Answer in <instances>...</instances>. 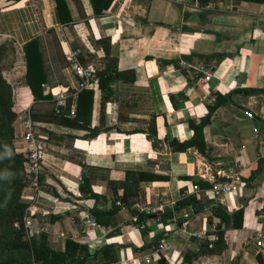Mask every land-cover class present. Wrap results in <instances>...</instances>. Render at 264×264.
I'll return each instance as SVG.
<instances>
[{
  "label": "crops",
  "instance_id": "0c3cea01",
  "mask_svg": "<svg viewBox=\"0 0 264 264\" xmlns=\"http://www.w3.org/2000/svg\"><path fill=\"white\" fill-rule=\"evenodd\" d=\"M101 38L110 39L118 71L133 72L134 81L110 84L104 105L99 83L90 90L91 135L31 117L45 144L38 188L24 193L33 231L61 250L70 240L98 252L84 264H104L106 253L116 259L107 264H187L220 230L225 248L191 264H264V239L257 245L264 233V0H0V45L15 54L3 77L9 84L22 79L13 92L34 112L63 107L54 94L75 90L67 51L82 52L96 75L106 68L94 43ZM33 39L41 45L48 101L35 102L24 80L23 46ZM199 67L210 72L207 82ZM218 95L230 96L211 111ZM206 117L204 153L169 149L171 140L192 138L189 121ZM83 179L95 198L82 195ZM214 183L231 189L214 198ZM188 196L202 211L177 204ZM158 205L162 212L154 211ZM216 207L238 214L221 222Z\"/></svg>",
  "mask_w": 264,
  "mask_h": 264
},
{
  "label": "trees",
  "instance_id": "16d2710c",
  "mask_svg": "<svg viewBox=\"0 0 264 264\" xmlns=\"http://www.w3.org/2000/svg\"><path fill=\"white\" fill-rule=\"evenodd\" d=\"M95 11H98V9L95 8ZM53 41L56 43V45H59L55 34H53ZM94 43L103 50L105 58L108 59L106 68L97 74L99 76L98 83L103 94L104 105L105 101L110 99L107 97L112 94V92H110V84L116 80L134 81V73L131 71H118L116 60L110 57L111 44L109 38H101L95 40ZM5 53V45L1 44L0 62L2 61ZM23 56L25 62L24 80L26 86L30 90L31 95L33 96V100L35 102L48 101L51 99V96L44 93L43 85L45 84L46 79L43 68L41 45L38 39H33L23 46ZM186 58L187 57H183V59ZM200 58L203 59L204 57ZM79 61L84 65L86 63L85 55L80 53ZM174 64H176V62ZM128 74H131L132 78L127 79L126 76ZM10 92L11 87L2 76L0 67V129L4 131L6 127L11 133L13 123L15 121V114L12 110ZM243 92L251 93L258 91L244 90ZM229 96L230 95H218L214 106L211 108V111L216 109L223 101L228 100ZM72 102V99L68 98L63 107L56 106L44 116H37L36 114H33L32 118L36 122L54 123L64 127L76 129H88L91 135L93 130H91L89 126L91 121L93 92L90 90H82L78 93L74 103V112L71 115L70 108ZM208 119V117L203 118L199 123L189 121V126L193 131L192 138L186 142L171 140L168 142L169 149L172 152H185L190 148H195L199 153H204L205 143L203 138V128L208 123ZM151 124H149V132L147 133L149 138L154 136V127L151 126ZM10 156V158L5 157L1 163L2 165H5L7 172L4 171L6 175L0 179V264H84L87 260L94 259L98 252H96L94 255H90L88 253L87 247L84 245L66 240L65 247L63 250H61L54 247L48 241V236L45 233L39 232L37 234H28V232L24 229V218L27 217L26 211L28 204L26 202L20 201L18 198L14 202L9 196V192L12 187V181L10 182V179L13 177V174L10 173V168L14 166L13 162L16 159L21 161V166L23 168L25 156L21 154H15L13 151L11 152ZM128 176V178H130L132 175ZM25 187L26 185L22 184L20 189H24ZM124 187H126V184ZM79 190L83 196L95 198V194L90 189V185L86 179H83L80 183ZM177 204H181L182 206L189 205L194 212L202 211L205 206L197 201L194 196H188L187 199H183ZM236 214H238V212L228 215L218 207H216L214 210L215 217H218L221 222L226 223L230 222L231 218L235 217ZM15 224H17L18 227H16ZM224 248V233L218 230L216 233V240L212 243V245L208 244V249L205 254L193 253L185 259L187 264H191L194 259H197L202 255H214L221 252ZM103 251L104 249L102 252H99V254H102ZM105 257L106 259L104 264L116 261L115 257H109L107 253L105 254Z\"/></svg>",
  "mask_w": 264,
  "mask_h": 264
},
{
  "label": "built area",
  "instance_id": "2783aa9c",
  "mask_svg": "<svg viewBox=\"0 0 264 264\" xmlns=\"http://www.w3.org/2000/svg\"><path fill=\"white\" fill-rule=\"evenodd\" d=\"M121 4L124 2H133V1H139V2H149L151 0H118ZM79 50H69L67 51L65 55V59L68 63L69 68L71 69L74 76L77 78V84L75 87V90L68 96H66L63 93H56L54 94V99L56 100L57 104H65V101L68 97H70L72 100H75L77 98V95L82 90H96L98 87V77L93 71V69L87 65H83L79 61ZM197 70H199L200 73L203 74L202 81L207 82L211 74L209 71L205 70L203 67H199ZM74 104L71 105L70 108V114H73ZM249 118H252L251 113L246 114ZM20 128L22 131V138L23 142L26 144V150L23 152L25 156V162H24V168L25 172L28 175L30 186L33 189L38 188L39 184V177L41 174V165H42V159L45 151V144L42 142L41 137L38 136L36 132V123L31 119L30 113L25 110L24 115L20 118ZM231 189V185L226 183H214L211 187L210 193L214 198L223 196L224 194L229 193ZM193 191L195 193H199L200 189L198 186H193ZM116 206H121L120 201H115ZM154 211H163V206L158 205L154 208ZM182 217L184 219L189 218L188 212L185 210L182 212ZM91 226H94V222H89ZM16 227H18L17 224H15ZM142 228V227H140ZM24 229L28 231H32V233H39V231H33L32 226L29 222V219L26 217L24 218ZM196 236V233L193 235ZM264 239V233L261 234L257 238V245L262 246V241ZM148 262V260H146Z\"/></svg>",
  "mask_w": 264,
  "mask_h": 264
},
{
  "label": "rangeland",
  "instance_id": "374dc122",
  "mask_svg": "<svg viewBox=\"0 0 264 264\" xmlns=\"http://www.w3.org/2000/svg\"><path fill=\"white\" fill-rule=\"evenodd\" d=\"M50 39L51 43H55L52 40V34L48 35V40ZM82 54V52H81ZM5 58L2 59V61L0 62V67H1V73L3 76V71H6L5 69H9L11 67V63H13V60L15 59V54L11 52V50L8 49V52L6 53ZM17 57V56H16ZM15 61V60H14ZM22 79H19V81L21 82ZM19 81L14 83V84H9L7 81V83L10 85L11 87V92H10V96H11V104H12V110L15 114V121L13 123V128L11 133L7 130V128L5 127L4 131L0 129V179L3 178L6 173L4 171L7 172V168H5V165H2V161L3 159L6 158H10V154L13 151L15 154H21L24 156L23 152L19 151L22 149V147L20 148V141H23L22 138V131L20 128V118L22 117V115H24V111L25 110H29L31 117L33 114L38 115H45L48 112L51 111V106L46 105V106H42L39 107L40 109H37L35 107H32L33 105L29 106V105H24L23 100L19 99L17 96L16 92H13V87H15V85L19 84ZM21 98H23V96H21ZM16 159V158H15ZM7 161V159H6ZM5 161V162H6ZM14 166L12 168H10V173L13 174L12 179H10V182L12 181V187L11 190L9 192V196L10 199L13 200L14 202L17 200V198L20 201L25 202V190L31 188L30 186V181L29 178L26 176L25 170H24V166L22 168L21 166V161L19 159L14 160L13 162ZM22 184L26 185V187L23 189H20V186H22ZM27 214V211H26ZM28 234L31 235L32 231H28Z\"/></svg>",
  "mask_w": 264,
  "mask_h": 264
},
{
  "label": "water",
  "instance_id": "95a60500",
  "mask_svg": "<svg viewBox=\"0 0 264 264\" xmlns=\"http://www.w3.org/2000/svg\"><path fill=\"white\" fill-rule=\"evenodd\" d=\"M54 139H55V140H57V139H58V137H56V136H55V137H54Z\"/></svg>",
  "mask_w": 264,
  "mask_h": 264
}]
</instances>
